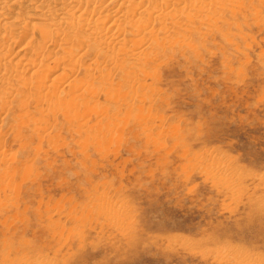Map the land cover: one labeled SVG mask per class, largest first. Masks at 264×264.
<instances>
[{
    "label": "rangeland",
    "instance_id": "obj_1",
    "mask_svg": "<svg viewBox=\"0 0 264 264\" xmlns=\"http://www.w3.org/2000/svg\"><path fill=\"white\" fill-rule=\"evenodd\" d=\"M261 11L149 62L116 131L15 98L0 116V264H264Z\"/></svg>",
    "mask_w": 264,
    "mask_h": 264
},
{
    "label": "bare ground",
    "instance_id": "obj_2",
    "mask_svg": "<svg viewBox=\"0 0 264 264\" xmlns=\"http://www.w3.org/2000/svg\"><path fill=\"white\" fill-rule=\"evenodd\" d=\"M257 4L264 0H0V121L27 90L38 108L60 113L68 126L90 132L97 121L95 133L116 131L127 97L133 95L135 109L146 98V84L128 93L147 80L149 62L194 54L196 35L215 34L248 12L256 17L264 7ZM111 75L120 77L115 97ZM92 94L115 103L91 109Z\"/></svg>",
    "mask_w": 264,
    "mask_h": 264
}]
</instances>
